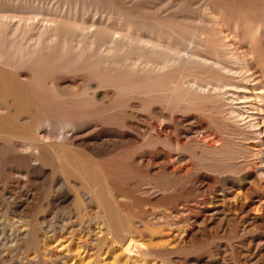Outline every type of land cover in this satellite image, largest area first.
Listing matches in <instances>:
<instances>
[{
	"label": "bare ground",
	"instance_id": "bare-ground-1",
	"mask_svg": "<svg viewBox=\"0 0 264 264\" xmlns=\"http://www.w3.org/2000/svg\"><path fill=\"white\" fill-rule=\"evenodd\" d=\"M116 1L98 0L94 8L101 13L109 6L106 11L115 12L119 21L89 24L78 21L77 8L48 7L50 0H0V156L10 141L22 143L29 150L27 161L43 169L54 157L60 159L58 148H83L92 159H102L113 154L112 149L141 146L145 141L141 137L151 138L162 141L163 147L153 155L136 153L134 165L145 163L153 174L186 179L195 168L190 162L194 156L219 161L225 154L224 173H232L264 197V10L242 19L225 3L206 7L211 28L205 31L203 16L161 19L140 4L124 9ZM231 18L246 24L244 32L233 30ZM62 60L67 64L61 65ZM85 100L90 103L87 109L81 108ZM114 110L128 117L121 125L98 118L102 114L106 119ZM214 115L216 125L204 119ZM64 125L74 136L67 143L57 139ZM187 148L192 156H185ZM71 161L68 164L78 175L84 172L81 179L90 187L83 196L106 211L105 187L112 199L121 196L122 189L110 176L114 169L99 164L91 174L85 170L86 162ZM200 180L206 175L193 178L194 183ZM167 187L161 184L150 190L163 202H172L176 187L175 192ZM126 243L122 250L130 257L133 252ZM139 244L135 242L136 247Z\"/></svg>",
	"mask_w": 264,
	"mask_h": 264
},
{
	"label": "rangeland",
	"instance_id": "rangeland-1",
	"mask_svg": "<svg viewBox=\"0 0 264 264\" xmlns=\"http://www.w3.org/2000/svg\"><path fill=\"white\" fill-rule=\"evenodd\" d=\"M50 1L48 7L77 8L80 13L78 21L84 20L89 24L119 21L115 12L111 14V11H106L109 6H104V12L97 13L94 5L98 0H90V2L78 0L80 2L78 6L75 4L78 3L77 0ZM116 2L124 9L133 3L140 4L151 16L157 15L161 19L172 15L191 18L193 14L196 18L203 16L207 21V24L203 25L205 31L211 28L208 25L210 23L208 10L212 9L211 7L218 8L221 3L228 5V8L234 10V16L242 19L247 16L252 17L253 12L264 10L263 3L261 5L253 0H117ZM230 21L236 32H244L247 28L243 21L237 23L234 18ZM60 64L67 63L62 60ZM94 71L95 69H91L90 73L93 74ZM68 75L72 78L75 76L71 73ZM89 104L85 100L81 108L87 109ZM98 116L114 126L121 125L128 118L120 110H114L106 116V119L102 114ZM210 118L204 119L213 121V125H216L214 124L218 122L216 115ZM42 122L45 124V121ZM220 125L217 126L222 129L223 125ZM63 127L65 130L64 128L60 130L57 139L67 143L74 136L71 127L67 125ZM89 132L91 129L84 133ZM141 139V141L145 140L140 144L141 146L128 144L126 148L112 149L113 154L110 153L102 159H92L83 148L78 150L58 148L60 159L54 157V162L44 165L43 169L35 161H27L29 150L26 145L10 141L9 148L7 147L0 156L1 160L3 158L0 174L4 176L0 177V264H85V261L86 264L113 262L124 264V260H129L126 264H264V197L257 195L247 183L235 179L232 173H224L227 170L225 154L219 161H212L209 156L203 158L194 156L190 162L195 168L188 178L181 179L178 176L168 178L162 174L149 172L148 168H144L147 166L145 163L141 165L132 163L131 160L135 155L145 154L146 151L153 155L158 147H163L162 141L142 137ZM189 151H191L189 148L183 150L185 156H192ZM238 156L243 160V155ZM77 159L86 162L85 170L91 171V174H94V166L99 164L110 166V170L114 169L110 172V176L122 190L119 198L112 199L109 188L105 187L103 202H106L104 205L108 211H102L96 201L91 203L88 196H83L91 190L81 179L84 177V172H79V177L76 169L69 165L73 163L71 160ZM204 174L205 181L193 182L194 177ZM161 184L172 188L171 191L176 187L177 192L175 190V193L171 192L174 193V201L163 202L159 196L152 195L150 189ZM114 233H118L119 236L117 234L116 237ZM137 241L140 243L139 247L135 245ZM125 243L126 248L129 246V250L133 252L130 257H125L122 250L121 244L125 245ZM60 245L67 247L62 250ZM57 249L62 251L59 250L58 254ZM74 252H77L75 256H73ZM66 258H70L69 261Z\"/></svg>",
	"mask_w": 264,
	"mask_h": 264
}]
</instances>
